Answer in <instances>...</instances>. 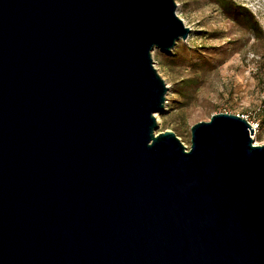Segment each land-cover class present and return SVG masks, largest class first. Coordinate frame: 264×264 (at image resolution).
Listing matches in <instances>:
<instances>
[{"label": "water", "instance_id": "95a60500", "mask_svg": "<svg viewBox=\"0 0 264 264\" xmlns=\"http://www.w3.org/2000/svg\"><path fill=\"white\" fill-rule=\"evenodd\" d=\"M175 0H0V264H264V143L156 131Z\"/></svg>", "mask_w": 264, "mask_h": 264}, {"label": "rangeland", "instance_id": "374dc122", "mask_svg": "<svg viewBox=\"0 0 264 264\" xmlns=\"http://www.w3.org/2000/svg\"><path fill=\"white\" fill-rule=\"evenodd\" d=\"M190 32L169 53L153 49L154 64L168 87L156 131L170 129L189 147L190 126L215 112L239 113L257 122L252 134L264 143V0H232L250 9L260 26L249 30L244 16L218 0H175Z\"/></svg>", "mask_w": 264, "mask_h": 264}, {"label": "trees", "instance_id": "16d2710c", "mask_svg": "<svg viewBox=\"0 0 264 264\" xmlns=\"http://www.w3.org/2000/svg\"><path fill=\"white\" fill-rule=\"evenodd\" d=\"M218 2L227 12L243 15L250 29L260 30V26L252 11L245 7L242 3H236L232 0H218Z\"/></svg>", "mask_w": 264, "mask_h": 264}, {"label": "flooded vegetation", "instance_id": "af4514ba", "mask_svg": "<svg viewBox=\"0 0 264 264\" xmlns=\"http://www.w3.org/2000/svg\"><path fill=\"white\" fill-rule=\"evenodd\" d=\"M249 30H250V31L252 32V34L255 35V36L259 35V33H260L259 30H252V29H250V28H249ZM252 56H255V61L258 62V60L260 61V60L264 59V51L261 52L260 55H254V54H252Z\"/></svg>", "mask_w": 264, "mask_h": 264}, {"label": "built area", "instance_id": "2783aa9c", "mask_svg": "<svg viewBox=\"0 0 264 264\" xmlns=\"http://www.w3.org/2000/svg\"><path fill=\"white\" fill-rule=\"evenodd\" d=\"M244 117H246V116H244ZM250 123H251V125H252V127L254 129V133L253 134H255V132H256V130L258 128V123L257 122H252V121H250Z\"/></svg>", "mask_w": 264, "mask_h": 264}, {"label": "bare ground", "instance_id": "6f19581e", "mask_svg": "<svg viewBox=\"0 0 264 264\" xmlns=\"http://www.w3.org/2000/svg\"><path fill=\"white\" fill-rule=\"evenodd\" d=\"M156 118H157V122H158V120H159V117L157 116V114H156Z\"/></svg>", "mask_w": 264, "mask_h": 264}]
</instances>
